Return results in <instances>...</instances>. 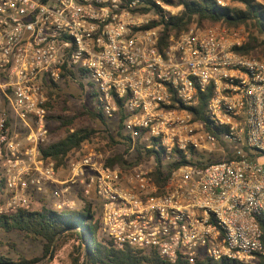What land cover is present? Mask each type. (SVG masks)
Masks as SVG:
<instances>
[{
  "label": "built area",
  "instance_id": "obj_1",
  "mask_svg": "<svg viewBox=\"0 0 264 264\" xmlns=\"http://www.w3.org/2000/svg\"><path fill=\"white\" fill-rule=\"evenodd\" d=\"M183 1L0 0V215L87 201L99 212L101 240L117 250L171 264H259L264 57L237 52L247 35L220 26L195 25L164 42ZM250 1L264 9V0ZM80 78L91 80L107 120L124 118L130 149L93 138L58 168L43 155L47 86L85 87ZM205 94L197 118L190 108ZM139 146L144 157L156 153L129 169L109 165L120 153L133 159ZM160 164L162 187L153 177Z\"/></svg>",
  "mask_w": 264,
  "mask_h": 264
},
{
  "label": "trees",
  "instance_id": "obj_2",
  "mask_svg": "<svg viewBox=\"0 0 264 264\" xmlns=\"http://www.w3.org/2000/svg\"><path fill=\"white\" fill-rule=\"evenodd\" d=\"M236 5L230 8H221L213 0L183 1L182 13L167 23L164 32V42L169 36L179 34L182 30L192 26L204 27L207 25L220 26L229 32H235L246 28L250 34L247 43L237 48V52L249 56L264 55V9L255 5L250 0H234ZM257 33V34H255ZM83 87V86H82ZM49 101L46 104L47 121L60 122V128L65 129L66 134L57 142L51 143L43 150V155L56 162L57 167L65 165L66 158L82 149L83 145L93 138H100L110 148L118 145H126L124 154H127L130 146L124 142L123 119L114 123L111 127L107 124V118L98 109H84L79 116L65 118L58 112L59 103L67 102L61 86L52 84L47 86ZM209 94L201 97L200 103L190 111L199 118V113L205 110L209 101ZM66 111L65 109L62 110ZM88 117L91 121L101 123L106 128L97 130L93 128H75V122L80 118ZM129 138V137H128ZM133 159H126L124 154H117L110 159L109 165H119L124 169L135 167L146 161L155 150L147 151V157L139 148ZM162 165L157 167L153 177L162 187L167 178H163ZM6 193L5 181L0 171V199ZM2 204V201H0ZM94 204L84 201L80 211L76 214H66L54 211L45 205L39 211L20 210L19 212L2 216L0 215V231L5 233L21 232L28 237L43 242V255L40 258H20L18 262L0 253V264H37L42 259L50 256L54 249L61 248L68 241L75 240L78 244L71 254L70 264H171L162 260L158 255H144L137 250L126 248L117 250L103 242L100 238L101 222ZM264 247V237H263ZM176 264H191L186 260H180ZM193 264H242L228 260L214 261L209 258L199 259ZM259 264H264V254L259 255Z\"/></svg>",
  "mask_w": 264,
  "mask_h": 264
},
{
  "label": "rangeland",
  "instance_id": "obj_3",
  "mask_svg": "<svg viewBox=\"0 0 264 264\" xmlns=\"http://www.w3.org/2000/svg\"><path fill=\"white\" fill-rule=\"evenodd\" d=\"M235 32H240L247 35V41L250 37L251 32L246 28H241ZM257 34V33H255ZM260 57H264L263 54H258ZM82 82L85 83V87L72 84L63 86V93L67 97V102L59 103L58 112L61 113L65 118H73L80 115L84 109H97L95 106V92L90 87H88V82L91 80L87 78H80ZM94 96L92 97V94ZM95 102H94V101ZM66 111H62V110ZM115 122L107 120V124L111 127ZM51 143L57 142L61 137H64L66 134L65 129L60 128V122L51 123ZM93 128L97 130H104L106 127L101 123L91 121L88 117L80 118L75 122V128ZM101 141H103L101 139ZM118 151L121 152V147L118 146ZM117 148V147H116ZM160 150V149H159ZM161 154L162 151L160 150ZM49 203V202H48ZM83 204H80V207L75 210H64L66 214L74 213L80 211ZM99 215V213H98ZM75 240L68 241L59 249H54L52 254L45 259H42L37 264H49L50 262L55 261V264H70L71 254L74 250V247L77 246ZM0 253L8 256L13 261L18 262L20 258L33 259L40 258L43 255V242L32 237H28L26 234L21 232H11L5 233L0 231Z\"/></svg>",
  "mask_w": 264,
  "mask_h": 264
}]
</instances>
